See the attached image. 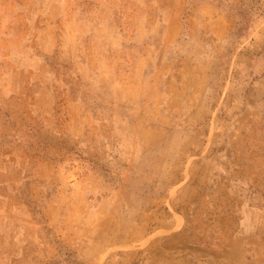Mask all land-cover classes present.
Here are the masks:
<instances>
[{"label": "rangeland", "instance_id": "rangeland-1", "mask_svg": "<svg viewBox=\"0 0 264 264\" xmlns=\"http://www.w3.org/2000/svg\"><path fill=\"white\" fill-rule=\"evenodd\" d=\"M0 264H264V0H0Z\"/></svg>", "mask_w": 264, "mask_h": 264}]
</instances>
